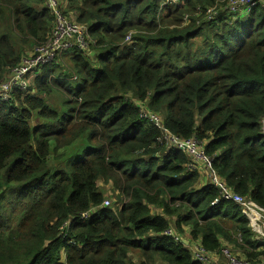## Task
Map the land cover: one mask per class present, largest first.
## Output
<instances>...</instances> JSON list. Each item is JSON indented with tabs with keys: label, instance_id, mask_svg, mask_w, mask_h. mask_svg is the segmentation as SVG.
<instances>
[{
	"label": "trees",
	"instance_id": "1",
	"mask_svg": "<svg viewBox=\"0 0 264 264\" xmlns=\"http://www.w3.org/2000/svg\"><path fill=\"white\" fill-rule=\"evenodd\" d=\"M46 1L0 0V86L50 37ZM56 1L86 28L87 49L0 98V264H201L183 240L263 263L241 208L141 112L167 111L163 128L202 143L217 177L264 208V4ZM84 134L88 148L53 171L52 154Z\"/></svg>",
	"mask_w": 264,
	"mask_h": 264
},
{
	"label": "built area",
	"instance_id": "2",
	"mask_svg": "<svg viewBox=\"0 0 264 264\" xmlns=\"http://www.w3.org/2000/svg\"><path fill=\"white\" fill-rule=\"evenodd\" d=\"M264 4V0H230L228 7L231 12H240L254 7L258 4ZM46 6L54 15V28L50 37L40 44L38 48L22 61V64L14 69L7 82L0 86V98L7 100L12 88L21 91H28V81L26 75L33 68L42 67L48 63L55 62L63 51L76 47L81 51H86L87 43L85 40L86 28L69 21L58 9L56 0H47ZM209 18L212 11H208ZM129 41V37L126 38ZM141 117L153 123L161 132L162 138L166 145L184 152L189 157L188 171H195L201 168L206 174L209 182L219 191L220 196L225 201L236 203L241 208L242 215L248 221L251 232L255 235L258 242L264 243V208L254 204L252 201L240 197L228 188L224 182L217 177L212 170V159L206 156L204 146L195 139L182 141L174 137L168 130L163 128L160 118L152 112L143 109ZM104 207L110 206L105 199ZM166 236L172 237L175 242H180V237L175 235L171 230L166 231ZM194 261L201 264H254L246 260L239 259L230 247H222L214 253H207L199 244L188 247ZM257 264V263H256ZM260 264H264L260 263Z\"/></svg>",
	"mask_w": 264,
	"mask_h": 264
},
{
	"label": "rangeland",
	"instance_id": "3",
	"mask_svg": "<svg viewBox=\"0 0 264 264\" xmlns=\"http://www.w3.org/2000/svg\"><path fill=\"white\" fill-rule=\"evenodd\" d=\"M29 52L30 51L26 52V54L29 53ZM29 79H31V77ZM53 101H54V99H53ZM167 117H168V113L166 111L160 117V119L164 120V119H167ZM40 122H41V119L38 116L37 112H33L32 113V118H31V120L29 122L30 126L31 127H35ZM52 148H54V146H52ZM87 148H88V144L86 142V135L84 134V135L80 136V138L78 140H76L74 143H72L70 146L61 149L56 154H54V153L52 154V157H51L50 163H49L51 168H52V170L56 171V170L59 169V167L65 165L68 160H73V159L79 157ZM57 155L62 156V158L60 160H56ZM107 190H108V188H106V191ZM105 197L109 201L110 205L112 204V206H114L116 204V199L110 195L109 191L106 192V196ZM134 260L137 263H139L137 259H134Z\"/></svg>",
	"mask_w": 264,
	"mask_h": 264
},
{
	"label": "crops",
	"instance_id": "4",
	"mask_svg": "<svg viewBox=\"0 0 264 264\" xmlns=\"http://www.w3.org/2000/svg\"><path fill=\"white\" fill-rule=\"evenodd\" d=\"M201 183H202V184L207 183V174H205V173L202 174V176H201ZM183 241L185 242V245H186L187 247L190 246V245L188 246V242H187V241H185V240H183Z\"/></svg>",
	"mask_w": 264,
	"mask_h": 264
}]
</instances>
